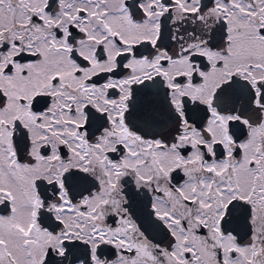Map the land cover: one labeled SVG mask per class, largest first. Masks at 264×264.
<instances>
[{
    "label": "snow or ice",
    "instance_id": "obj_1",
    "mask_svg": "<svg viewBox=\"0 0 264 264\" xmlns=\"http://www.w3.org/2000/svg\"><path fill=\"white\" fill-rule=\"evenodd\" d=\"M0 264H264V0H0Z\"/></svg>",
    "mask_w": 264,
    "mask_h": 264
},
{
    "label": "flooded vegetation",
    "instance_id": "obj_2",
    "mask_svg": "<svg viewBox=\"0 0 264 264\" xmlns=\"http://www.w3.org/2000/svg\"><path fill=\"white\" fill-rule=\"evenodd\" d=\"M129 2H131V0H129Z\"/></svg>",
    "mask_w": 264,
    "mask_h": 264
}]
</instances>
